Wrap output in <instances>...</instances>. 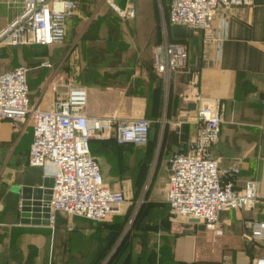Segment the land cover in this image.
Returning <instances> with one entry per match:
<instances>
[{
	"label": "crops",
	"instance_id": "obj_1",
	"mask_svg": "<svg viewBox=\"0 0 264 264\" xmlns=\"http://www.w3.org/2000/svg\"><path fill=\"white\" fill-rule=\"evenodd\" d=\"M21 1L6 4L0 0V30L21 11ZM80 1L67 19V34L74 20L80 17ZM131 3L135 9L131 18L132 51L142 47L135 37L146 32L141 20L147 18L150 19L147 29L155 31L148 33L147 37L154 41L153 44L165 40L187 44L185 66L165 78L153 71L151 60L152 71L138 75L136 60L123 64L120 58L124 47L115 48L111 51L113 58L108 59L102 70L104 84L102 81H77L87 88L85 112L95 120L145 117L154 121L159 118L162 123L161 141L158 136L151 148L158 155L159 163L167 162L168 179L170 157L177 152H189L197 134L194 110L188 109L187 105L194 99L198 105L200 102L220 103V136L212 146L211 154L219 159L220 170L230 172L236 169L232 177L236 189H242L245 180L254 178L259 201L251 210L222 211L217 225L220 233L202 228V223L180 221L174 222L178 225L174 230L179 234L167 236L168 239L160 236L156 241L162 244L170 242L174 258H186L191 264H251L253 258L264 256V237L254 240L243 237V233L250 232L249 222L264 221V0H252L251 5L216 11V26L220 27L222 19L226 23V37L220 48L213 43L204 44L200 31L183 25L170 26L165 32L162 23L160 29H155L156 6L154 9L149 0H131ZM108 8L109 5L101 1L100 16L114 22ZM106 28L104 36L111 32L120 33L116 27ZM100 48L92 52L91 60L103 54L104 51L97 53ZM102 48L108 47L104 44ZM18 65L0 63V73ZM126 67H132V74L125 83L119 75ZM44 77L42 71L28 70L29 100L31 105L50 109L57 93L51 91L49 82L55 76L52 74L47 83ZM106 81L113 83L108 85ZM60 90L63 91L64 87ZM27 122L0 120V264H103L106 253L111 254L107 264H132L131 234L126 236L124 243L120 239L121 225H127L128 219L132 218V210L126 209V203L120 213L98 222L81 216L68 217L64 212H57L53 223L21 222L20 195L14 187L40 186L43 177L48 176L42 167L27 166L32 139V124ZM112 134L111 128L104 133V138L92 139L90 147L96 142L104 143L102 139L113 137ZM113 142L112 148L121 149L122 154H125L127 146H135ZM142 157L134 151L128 160L132 163L129 167L132 183ZM95 158L105 182L111 188H121L126 195L131 174H127L125 168V155L113 156L112 171L101 151ZM110 177L126 179L122 183L115 181L111 184ZM123 214L126 215L123 220L116 217ZM223 254L226 256L221 261Z\"/></svg>",
	"mask_w": 264,
	"mask_h": 264
},
{
	"label": "built area",
	"instance_id": "obj_2",
	"mask_svg": "<svg viewBox=\"0 0 264 264\" xmlns=\"http://www.w3.org/2000/svg\"><path fill=\"white\" fill-rule=\"evenodd\" d=\"M4 2L17 4L18 0ZM107 2L121 16L132 17L135 13L131 6L121 9L113 0ZM251 3L252 0H169L168 21L200 31L204 44L213 43L220 48L226 37V23L222 19L220 27L216 26V11ZM75 8V0H22L21 11L0 30V45L60 44L66 37L67 19ZM151 56L154 71L167 78L185 66L188 47L185 42L165 40L152 45ZM40 66L52 65L44 58ZM28 70L25 64H19L0 73V120L31 121L27 166L42 167L53 178L47 201L49 221L53 223L57 212L92 221L120 213L127 202L126 195L121 188H111L105 182L99 163L92 156L90 142L104 138V133L112 128L117 143L144 146L151 121L145 117L90 119L85 112L87 88L74 80H49L51 91L57 93L52 108L31 105ZM221 114L218 102H200L197 106L193 115L198 127L195 140L189 152H177L170 157L165 190L172 216L197 218L215 233L221 232L217 225L222 211L251 210L259 201L254 178L245 180L242 189H236L232 179L236 169L220 170L219 159L211 155V147L220 136ZM131 222L132 218L128 224ZM247 225L250 232L243 233L247 240L264 237V221ZM251 264H264V256L253 258Z\"/></svg>",
	"mask_w": 264,
	"mask_h": 264
},
{
	"label": "rangeland",
	"instance_id": "obj_3",
	"mask_svg": "<svg viewBox=\"0 0 264 264\" xmlns=\"http://www.w3.org/2000/svg\"><path fill=\"white\" fill-rule=\"evenodd\" d=\"M75 1L77 8L78 0ZM101 1H105V4L109 5L107 0H81L79 2V5L82 6L80 17L74 20L69 34H67L66 30V37L62 43L54 46L2 47L0 45V63H12L13 66L25 64L28 69H37L40 73L42 71L45 75L46 83L52 74L55 79L74 80L82 83L102 81L103 83L105 80L102 78V70L105 68V64L108 63V59L113 58L111 51L123 46L124 48L121 50L122 57L120 58L123 64L135 59L138 75H141L144 71L151 72V47L154 41L148 40L147 37H149L148 33L153 34L155 31L147 29L150 19L141 20L144 22L143 27H146V32L135 37L142 47L134 52L130 46V41L132 40V17L121 16L109 5L108 12L113 14L115 20L114 22L109 19L103 20L99 9ZM149 1L154 5V9L155 6L157 8L158 17L154 21L155 29H160L163 23L164 31L166 32L167 30L168 32L170 25L167 24L166 15L169 0ZM113 2L121 9L132 7L131 0H113ZM106 26L109 28L116 27L120 33L113 34L111 32L104 36L103 31L107 29ZM103 39L106 40L105 43ZM104 44L108 47L107 49L102 48ZM98 47L102 49L100 48L101 51L97 53L104 51L103 54L100 56L98 54L91 60L92 52ZM44 58L50 60L52 65L50 68L40 66V61ZM131 74L132 67H126L119 76L123 79L122 82L126 83ZM112 83L106 81L108 85H112ZM29 122L31 123V121ZM161 124L159 118L151 121L149 141L144 146H133L134 148L127 146L125 154H122L121 149L112 148L111 142H96L92 145V156L95 158L101 151L112 171L114 168L113 156L125 155V168L127 169V174H131V177L128 178L129 180L127 179L129 188L128 192H126L127 202L125 207L132 210V222L128 224L127 221V225L125 223H123V226L121 225L120 239L124 243L126 236L132 235H130V238H132V251L130 250L132 252V264H191L186 258H174V249L170 242L162 244L156 241L157 237L160 236L168 239L167 236L174 237L179 234V232L177 233L174 230L176 226L178 227L174 222L188 221V219L171 215L165 194L168 180L167 162L159 163L156 157L158 155L152 151V146L158 136L161 141ZM134 151L140 153L143 157L136 173V179L132 183V172L129 168L132 163L128 160H130ZM125 179V177H110L109 183L113 184L115 181L122 183ZM63 214L68 217H80ZM116 217H120L123 220L126 215L123 214ZM70 224L74 227L72 223ZM106 254L103 264H107L111 255ZM225 256L223 254L220 260L223 261Z\"/></svg>",
	"mask_w": 264,
	"mask_h": 264
},
{
	"label": "water",
	"instance_id": "obj_4",
	"mask_svg": "<svg viewBox=\"0 0 264 264\" xmlns=\"http://www.w3.org/2000/svg\"><path fill=\"white\" fill-rule=\"evenodd\" d=\"M197 100L187 105L188 109L196 110ZM53 178L44 176L40 186L16 185L14 190L20 195V220L22 223H48L49 206ZM190 223H199L197 218H189ZM201 227L204 226L201 224Z\"/></svg>",
	"mask_w": 264,
	"mask_h": 264
},
{
	"label": "trees",
	"instance_id": "obj_5",
	"mask_svg": "<svg viewBox=\"0 0 264 264\" xmlns=\"http://www.w3.org/2000/svg\"><path fill=\"white\" fill-rule=\"evenodd\" d=\"M167 12H168V10H167ZM167 17V19H166V21H167V24L168 25H170V26H178V24H171L169 21H168V15H166ZM175 41H177V40H175ZM156 44V43H155ZM154 45V44H153ZM2 47H16V46H9V45H1ZM151 60H152V56H151ZM153 71H154V69H153ZM155 72V71H154ZM156 73V72H155ZM150 127H151V122H150V125H149V129H148V141H149V136H150ZM102 141L103 142H112V143H114L113 141H115V139H114V137H109V138H107V139H102ZM127 144H129L130 145V143H127ZM93 145V144H92ZM131 145H133V144H131ZM136 146V145H135ZM141 147V146H140ZM91 152L93 153V150H92V146H91ZM95 264V263H94Z\"/></svg>",
	"mask_w": 264,
	"mask_h": 264
}]
</instances>
